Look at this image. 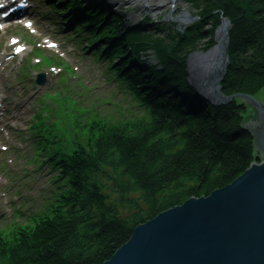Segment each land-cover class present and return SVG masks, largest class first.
I'll return each mask as SVG.
<instances>
[{
    "label": "trees",
    "instance_id": "trees-1",
    "mask_svg": "<svg viewBox=\"0 0 264 264\" xmlns=\"http://www.w3.org/2000/svg\"><path fill=\"white\" fill-rule=\"evenodd\" d=\"M188 2L200 20L183 34L142 24L126 30L122 14L85 10L94 11V27L106 23L102 36L113 31L118 58L126 56L115 71L129 66L141 113L119 122L74 120L72 128L86 139L70 153L56 152L61 183L52 209L31 225L0 233V264H104L138 225L230 185L255 161L253 139L242 129L247 107L203 102L186 83L185 61L213 46L222 14L231 23L222 94L264 90V0ZM149 51L157 65L142 71L140 54ZM47 142L58 144V137Z\"/></svg>",
    "mask_w": 264,
    "mask_h": 264
},
{
    "label": "water",
    "instance_id": "water-1",
    "mask_svg": "<svg viewBox=\"0 0 264 264\" xmlns=\"http://www.w3.org/2000/svg\"><path fill=\"white\" fill-rule=\"evenodd\" d=\"M183 18L175 20L177 30ZM220 18L214 46L187 57V83L214 108L239 100L251 110L242 129L253 139L255 161L230 185L138 225L104 264H264V100L222 94L231 24Z\"/></svg>",
    "mask_w": 264,
    "mask_h": 264
},
{
    "label": "rangeland",
    "instance_id": "rangeland-1",
    "mask_svg": "<svg viewBox=\"0 0 264 264\" xmlns=\"http://www.w3.org/2000/svg\"><path fill=\"white\" fill-rule=\"evenodd\" d=\"M88 3H102L107 8H110L111 10L115 12L122 11L125 17L124 21V29H131L138 24H140L146 17L149 20L150 24H148L149 29L152 31H156L157 28L165 26L166 30L170 33H178V32H185L184 29L180 28V31L176 29V26L172 24V22L168 21V16L171 11V5H166L165 7L162 6L159 10H147L143 9L142 12L138 11L137 4H134L133 0H128L127 2L122 3V7H118L119 3H115L114 0L110 1H102V0H88ZM174 11H172V18L175 19L177 16L183 14L184 12L189 13L191 16L196 14V10L193 8V6L188 2V0H176L175 6H173ZM157 12V13H155ZM196 23V22H195ZM195 23H191L187 28L191 27ZM152 24V26H150ZM208 30V27L205 28L204 31ZM56 86V85H55ZM115 90L107 89V94H115ZM71 98L81 107L92 109L96 111L101 117H107L113 114L115 111L114 106L127 108L126 103L123 101L122 96H119L118 94H115L114 96H100L99 94H94L89 91L88 94H83L82 92H74V91H68L67 93ZM113 97V98H112ZM259 98H261V101L264 100V90L260 91ZM109 99L108 101L104 99ZM111 100V102H110ZM105 102H110V105H105ZM250 109L247 108L248 115L251 114L249 111ZM250 112V113H249ZM65 141L66 145L70 147V141L73 139L70 134L66 131L65 132ZM51 177L48 176L47 178H43L42 180H38V177L34 176L32 177L33 182L27 183V187L24 184V187L20 186L18 189L21 190H28L37 192L38 190H41L44 188V182H46ZM41 186V187H40ZM39 196L41 198V192L39 193ZM39 196H36L38 198Z\"/></svg>",
    "mask_w": 264,
    "mask_h": 264
},
{
    "label": "bare ground",
    "instance_id": "bare-ground-1",
    "mask_svg": "<svg viewBox=\"0 0 264 264\" xmlns=\"http://www.w3.org/2000/svg\"><path fill=\"white\" fill-rule=\"evenodd\" d=\"M134 4H137L138 11L142 12L144 9L143 6H147V10H159L160 8L165 7L166 5L173 4L175 6L176 1L171 0H133ZM160 11V10H159ZM157 13V12H155ZM147 222V221H146ZM144 224V223H143Z\"/></svg>",
    "mask_w": 264,
    "mask_h": 264
}]
</instances>
